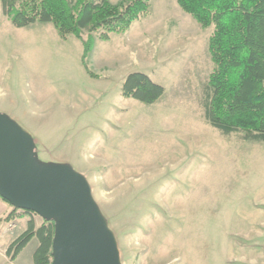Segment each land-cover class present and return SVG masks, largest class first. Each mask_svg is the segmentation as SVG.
<instances>
[{
    "label": "rangeland",
    "instance_id": "374dc122",
    "mask_svg": "<svg viewBox=\"0 0 264 264\" xmlns=\"http://www.w3.org/2000/svg\"><path fill=\"white\" fill-rule=\"evenodd\" d=\"M211 32L176 0H150L126 33L94 34L95 79L78 39L51 23L16 28L0 7V112L37 141L38 160L86 178L121 264H264V142L205 118ZM134 71L164 88L158 102L122 96Z\"/></svg>",
    "mask_w": 264,
    "mask_h": 264
},
{
    "label": "trees",
    "instance_id": "16d2710c",
    "mask_svg": "<svg viewBox=\"0 0 264 264\" xmlns=\"http://www.w3.org/2000/svg\"><path fill=\"white\" fill-rule=\"evenodd\" d=\"M176 2L201 28L212 27L208 51L213 67L204 84L203 98L208 124L223 135L239 133L245 141L264 142V0ZM0 7L16 28L51 23L61 39H78L85 72L99 79L88 62L94 34L108 41L112 34L126 33L134 22L149 14L150 0H120L115 4L110 0H0ZM164 91L138 71L126 74L121 86L124 98L146 105L158 102ZM36 216L32 211L12 207L5 220L26 218V224L6 248L9 260H14L35 238L38 245L33 252L34 264H51L54 223L41 218L37 224Z\"/></svg>",
    "mask_w": 264,
    "mask_h": 264
},
{
    "label": "water",
    "instance_id": "95a60500",
    "mask_svg": "<svg viewBox=\"0 0 264 264\" xmlns=\"http://www.w3.org/2000/svg\"><path fill=\"white\" fill-rule=\"evenodd\" d=\"M35 148L32 136L0 112V197L54 223L51 264H121L86 178L68 163L38 160Z\"/></svg>",
    "mask_w": 264,
    "mask_h": 264
},
{
    "label": "crops",
    "instance_id": "0c3cea01",
    "mask_svg": "<svg viewBox=\"0 0 264 264\" xmlns=\"http://www.w3.org/2000/svg\"><path fill=\"white\" fill-rule=\"evenodd\" d=\"M0 111L5 110L0 107ZM11 211L12 206L8 202L0 198V264H34L33 252L38 245V242L35 238H33L23 248V250L16 256L14 260H9L6 256V248L12 242V240L25 229L26 224V218H20L19 223L18 225H16L15 229L9 231L8 222L5 220V218ZM250 239L254 240V236L250 235Z\"/></svg>",
    "mask_w": 264,
    "mask_h": 264
}]
</instances>
